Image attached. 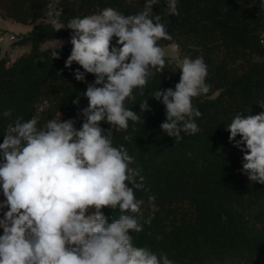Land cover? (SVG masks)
<instances>
[{
	"label": "trees",
	"instance_id": "1",
	"mask_svg": "<svg viewBox=\"0 0 264 264\" xmlns=\"http://www.w3.org/2000/svg\"><path fill=\"white\" fill-rule=\"evenodd\" d=\"M264 0H178L179 15H168L166 0L153 5L161 15L172 40L161 47L178 45L180 54L203 57L208 67L210 91L193 99L202 113L196 119L200 131L181 133L183 139L164 133L165 106L153 93L173 88L180 73L173 58L166 57L164 72H155L147 87L134 90L135 101L126 107L141 121L129 122L127 131L113 132V145L127 149L133 168H140L146 190L135 192L141 206L143 231L131 233L133 243L164 254L173 264H264V185L249 181L242 172L243 155L226 126L237 113L256 115L264 111ZM145 0H61V22L99 13L112 7L124 15L143 10ZM47 0H0V16L22 23L46 18ZM71 29L54 31L50 23L36 22L16 42L29 45L17 57L0 58V143L5 130L17 119L36 116L38 127L48 119H73L79 129L80 110L88 100L82 96L95 76L85 73L86 82L75 79L73 63L65 67L71 43L45 46L47 41L71 36ZM115 45V38L112 41ZM118 46V45H117ZM59 58H53V50ZM83 71L82 68H80ZM80 97L79 105L73 103ZM150 111H140L147 101ZM11 110V117L2 114ZM105 130L110 128L101 123ZM130 139L125 140L124 137ZM237 139H240L238 136ZM131 186V185H129ZM149 196H155L150 203ZM109 223L118 219L119 209L105 207ZM151 223H145L148 218ZM2 235V233H0Z\"/></svg>",
	"mask_w": 264,
	"mask_h": 264
},
{
	"label": "clouds",
	"instance_id": "2",
	"mask_svg": "<svg viewBox=\"0 0 264 264\" xmlns=\"http://www.w3.org/2000/svg\"><path fill=\"white\" fill-rule=\"evenodd\" d=\"M159 2L145 0L142 11L129 15L107 7L65 24L61 0H47L46 18L54 31L72 30L65 67L76 63L83 69L75 70L77 81L86 82L85 73L95 80L82 93L88 105L80 110L79 129L61 115L40 127L36 116L8 124L0 143V264H173L167 255L134 245L131 233L143 231L144 204L135 192L146 190L145 177L140 168L130 167L134 159L127 149L113 145L114 131H127L130 121H141L126 101H135L136 89L143 95L149 78L172 63L158 43L172 40L161 15H153L152 7ZM166 11L179 15L178 0H166ZM51 55L59 58L55 49ZM178 68L175 89L153 93L166 110L160 128L176 143L182 132L200 131L196 119L202 113L193 99L210 91L203 57H185ZM79 102L80 97L73 101ZM258 105L264 109V102ZM139 108L143 113L151 110L148 100ZM102 122L110 128H102ZM226 130L229 141L244 153L242 172L264 185V111L237 113ZM155 199L149 196L150 203ZM105 207L118 208V219L109 223Z\"/></svg>",
	"mask_w": 264,
	"mask_h": 264
},
{
	"label": "rangeland",
	"instance_id": "3",
	"mask_svg": "<svg viewBox=\"0 0 264 264\" xmlns=\"http://www.w3.org/2000/svg\"><path fill=\"white\" fill-rule=\"evenodd\" d=\"M47 19L41 18L36 22H45ZM35 22V23H36ZM35 23H22L10 18L0 16V58L6 57L8 59H12L17 57L21 52L27 50L29 45H19L17 44V40L20 39L24 34L28 33L32 30ZM12 36L15 39L11 38ZM71 36H65L57 39H53L47 41L45 46L55 45L58 43H70ZM175 43H170L168 45L163 46L165 56L175 59L176 66L179 71V63L185 58L184 55L180 54L179 50ZM188 58V57H187ZM180 73V71H179ZM4 199L2 189H0V201ZM7 209H4L6 211ZM0 218H2V212H0ZM0 233H3V230L0 229Z\"/></svg>",
	"mask_w": 264,
	"mask_h": 264
},
{
	"label": "built area",
	"instance_id": "4",
	"mask_svg": "<svg viewBox=\"0 0 264 264\" xmlns=\"http://www.w3.org/2000/svg\"><path fill=\"white\" fill-rule=\"evenodd\" d=\"M11 38L15 39V37H14V36H12ZM262 41L264 42V40H262Z\"/></svg>",
	"mask_w": 264,
	"mask_h": 264
}]
</instances>
